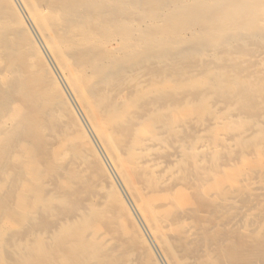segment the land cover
Instances as JSON below:
<instances>
[{
	"label": "bare ground",
	"instance_id": "obj_1",
	"mask_svg": "<svg viewBox=\"0 0 264 264\" xmlns=\"http://www.w3.org/2000/svg\"><path fill=\"white\" fill-rule=\"evenodd\" d=\"M78 1L0 0V264H264V50L203 19L237 0ZM139 21L177 44L124 61ZM72 58L118 72L91 90Z\"/></svg>",
	"mask_w": 264,
	"mask_h": 264
},
{
	"label": "rangeland",
	"instance_id": "obj_2",
	"mask_svg": "<svg viewBox=\"0 0 264 264\" xmlns=\"http://www.w3.org/2000/svg\"><path fill=\"white\" fill-rule=\"evenodd\" d=\"M100 1V0H99ZM98 0L96 2L91 3L88 0H79L78 2L75 3V7L79 8V9H84L86 12V16L89 18V20L91 19L92 21H96V22H103L104 24V16L101 14L99 16L96 15L93 12L96 11H100V7L102 6L105 9H110L111 6H114L117 4V6L119 5L124 6H130L132 9H136V5L134 4L133 0H116V3H112L110 1H108L106 4L104 5H98ZM131 1V2H130ZM256 2L257 0H237L231 3H227L226 5H223L219 12V16L215 13L213 16H208V15H203L204 16V20H206L209 23V34H216L217 40L219 41L216 46L217 47H224L225 45H227L229 42H234V41H240L242 40V37H244L245 41H249L251 50H252V54L250 55H246L244 58L246 59L245 63H249L250 61H255V60H259L262 59V51L264 50V24L262 25H258L257 23V19L259 18V13L254 10L253 8H250L249 10L246 9L247 6H252V2ZM258 1H264V0H258ZM90 2V3H89ZM250 2V3H249ZM129 3V4H128ZM244 3V4H243ZM111 4V5H110ZM123 4V5H121ZM250 4V5H249ZM83 5V6H82ZM240 5V6H239ZM236 6V7H235ZM233 7V8H232ZM238 7V8H237ZM242 8V9H241ZM88 9V10H87ZM104 9V10H105ZM150 10V11H149ZM179 10V11H178ZM106 11V10H105ZM141 11L143 12H151L154 11L152 8H146V9H142ZM176 11L178 12L177 14H179L180 9L179 7L176 9ZM243 11V12H242ZM264 11V8H263ZM225 12H229L228 14ZM240 12V13H239ZM248 13V14H247ZM157 14V13H156ZM223 14V15H222ZM226 14V15H225ZM230 15V16H229ZM233 15V16H232ZM251 15V16H250ZM103 16V17H102ZM207 16V17H206ZM232 16V17H231ZM240 16V17H239ZM101 17V18H100ZM207 19H206V18ZM229 18V19H228ZM231 18V19H230ZM243 18V19H242ZM54 19V20H52ZM97 19V20H96ZM101 19V20H100ZM122 20V21H121ZM49 21H51V23H54L56 20L54 17H49ZM235 21V22H234ZM238 21V22H237ZM134 22V20H128V19H118L116 24H125V23H131ZM225 22V23H223ZM232 22V23H231ZM241 22V23H240ZM144 21H139L137 24H141L142 25V30L146 32L145 35L138 37L140 39V44H138V46H136V50L134 53L130 54L127 56V59L124 61H129V62H140L141 60H146L150 57V55L152 54L151 51H158L161 49H166L169 46H175L177 43L176 42H172L170 39L167 41H164L162 38L163 34L165 31H160V32H152V31H148L149 27H147L146 25H143ZM215 23V24H214ZM238 23V24H237ZM212 24V25H211ZM241 24V25H240ZM214 25V26H213ZM217 25V26H216ZM255 27V28H254ZM144 28V29H143ZM211 28V30H210ZM219 28V29H218ZM238 28V29H237ZM248 28V29H247ZM257 28V29H256ZM207 29V30H208ZM255 29V30H254ZM81 30V31H80ZM242 30V31H241ZM77 31V32H76ZM79 31V32H78ZM212 31V32H210ZM214 31V32H213ZM219 32V34H217ZM231 33V34H230ZM70 34L71 36H73L77 41H79L81 44L89 42V38H88V34H86L85 32H83L82 29V25L80 24V22L75 23V25L70 28ZM169 36H173V33H167ZM226 36H225V35ZM81 35V36H80ZM155 35V36H154ZM87 36V37H86ZM153 36V37H152ZM170 37V38H171ZM144 38V39H143ZM82 39V40H81ZM152 39L153 41H155L154 39H156V41L158 40L157 44H153L150 46H146V44H142V41L145 40H150ZM160 39V40H159ZM222 39V40H221ZM254 40V41H253ZM160 41V42H159ZM162 41V42H161ZM228 41V42H227ZM255 41H259L260 44L255 43ZM255 43V44H254ZM166 44V45H165ZM171 44V45H170ZM114 45V44H113ZM257 46V47H256ZM259 46V47H258ZM258 48V49H257ZM255 50V52H254ZM257 50V51H256ZM261 51V52H260ZM259 53V54H258ZM76 54H74L75 56ZM149 55V56H148ZM259 55V56H258ZM261 55V56H260ZM231 57L230 53H225L220 55V62H222V57ZM129 59V60H128ZM79 61V63H78ZM81 60H76L74 61V59L72 58L70 60V67L71 70L73 69V72L76 73L78 75V79L81 83V85H84L87 83V86H89V88L91 90L94 89V83L105 79L109 72H118L117 70L114 69H95L94 67L97 65L96 61H90V62H85L82 67H81ZM93 62V63H92ZM75 63V64H74ZM84 66V67H83ZM81 68V69H80ZM83 68V69H82ZM126 68H130L126 67ZM94 69V70H93ZM83 70V71H82ZM97 70V71H96ZM111 70V71H110ZM77 71V72H76ZM81 71V72H80ZM101 72V73H100ZM98 73V74H97ZM82 74V75H81ZM96 74V75H95ZM219 77H221V72H219ZM84 75V76H83ZM88 75V76H87ZM81 76V77H80ZM223 77L225 78V75H223ZM96 79V80H94ZM239 79V78H238ZM254 77H240V81L244 82L246 85H249L250 83H252L254 81ZM78 82H75V85L78 86ZM225 82V81H224ZM136 87V88H135ZM136 84L133 88V91H139V87ZM138 89V90H137ZM68 95V94H67ZM132 96V94L130 95ZM131 98L134 99V97L132 96ZM129 97H119V101L122 103L123 107H127V115H129V111H131V109H129L128 105H130L129 102ZM127 102V103H126ZM104 102L103 100H101L100 102H97L96 108H95V112L96 114H99L101 116V118H108L106 113L104 115H101L102 111L106 112V109L108 111V114H110L109 116H113L115 115L113 113L114 109L116 108L114 105H108L107 108H103ZM125 107V108H126ZM114 108V109H113ZM132 108V107H131ZM133 109V108H132ZM126 110V109H125ZM99 112V113H98ZM121 117L120 113L117 116V118L119 119ZM117 119H114V121H116ZM114 121H112L111 123H114ZM137 122H141L142 119L141 118H136ZM92 140V138H91ZM92 142H94V140H92ZM141 227V226H140Z\"/></svg>",
	"mask_w": 264,
	"mask_h": 264
}]
</instances>
